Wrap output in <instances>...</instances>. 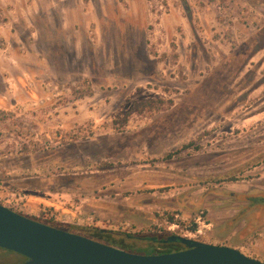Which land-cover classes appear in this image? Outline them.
Masks as SVG:
<instances>
[{
	"label": "rangeland",
	"instance_id": "374dc122",
	"mask_svg": "<svg viewBox=\"0 0 264 264\" xmlns=\"http://www.w3.org/2000/svg\"><path fill=\"white\" fill-rule=\"evenodd\" d=\"M255 196L264 0H0L3 202L133 253L201 229L264 261ZM23 261L0 249V264Z\"/></svg>",
	"mask_w": 264,
	"mask_h": 264
},
{
	"label": "water",
	"instance_id": "95a60500",
	"mask_svg": "<svg viewBox=\"0 0 264 264\" xmlns=\"http://www.w3.org/2000/svg\"><path fill=\"white\" fill-rule=\"evenodd\" d=\"M177 238L188 248L138 254L43 223L0 204V248L26 257L20 264H264L234 247Z\"/></svg>",
	"mask_w": 264,
	"mask_h": 264
},
{
	"label": "trees",
	"instance_id": "16d2710c",
	"mask_svg": "<svg viewBox=\"0 0 264 264\" xmlns=\"http://www.w3.org/2000/svg\"><path fill=\"white\" fill-rule=\"evenodd\" d=\"M154 103H155L154 100H146V101H141L140 103H137V106L140 108L139 109L140 111L145 110V109L153 110ZM250 200H251V204H253V205H263L264 204V196L251 197ZM39 221L51 225L50 222H48V221H45V220L44 221L43 220H39ZM70 231L78 233L75 230H70ZM93 232L94 233H89V235L87 234L86 236L92 237V238H94L96 240L101 239V238L102 239H107V240L111 239V235L108 234V231H106L104 229L96 228V230H93ZM163 246H164L163 250L158 251V252H153L152 251L150 254L174 252L176 250H179L178 245L176 243H174L173 239L169 240V244H166V245H163ZM0 249H3V248H0ZM11 252H13V251H11ZM24 260H26V257H24Z\"/></svg>",
	"mask_w": 264,
	"mask_h": 264
},
{
	"label": "crops",
	"instance_id": "0c3cea01",
	"mask_svg": "<svg viewBox=\"0 0 264 264\" xmlns=\"http://www.w3.org/2000/svg\"><path fill=\"white\" fill-rule=\"evenodd\" d=\"M46 194L49 193V194H52V196H56V198H58L57 200H53L51 199L52 197H50L48 194L46 195L49 200L47 201L48 203V206H52L54 207L55 210H62V211H66V210H69V207L66 205L67 204V199L64 200V198L60 197V196H64L65 193H60V192H53L52 190H48L47 192H45ZM58 194V195H57ZM59 196V197H58ZM47 198V199H48ZM66 198V197H65ZM255 258H258L260 260H262L261 258L259 257H255ZM263 261V260H262Z\"/></svg>",
	"mask_w": 264,
	"mask_h": 264
},
{
	"label": "built area",
	"instance_id": "2783aa9c",
	"mask_svg": "<svg viewBox=\"0 0 264 264\" xmlns=\"http://www.w3.org/2000/svg\"><path fill=\"white\" fill-rule=\"evenodd\" d=\"M27 196H28V195H26V194L20 196V199H19V200H21V203H23V201H24L25 199L28 198ZM0 204H2L3 206H5V207H7V208H10V209H12V210H14V211L17 212L18 209L16 208V205H18V204H20V203H16V205H8L7 203L3 202L2 197H0ZM21 209H22V208H21ZM53 214H54V213L51 214L52 217L54 216ZM78 222H80V219H78ZM201 234H203V231H202L201 229H199V230H196V231L193 232V233H190V235H188V236L190 237V239L194 238V239L196 240L197 237H198L199 235H201ZM186 236H187V235H186ZM187 238H188V237H187Z\"/></svg>",
	"mask_w": 264,
	"mask_h": 264
},
{
	"label": "flooded vegetation",
	"instance_id": "af4514ba",
	"mask_svg": "<svg viewBox=\"0 0 264 264\" xmlns=\"http://www.w3.org/2000/svg\"><path fill=\"white\" fill-rule=\"evenodd\" d=\"M170 239H173L174 240V243H176V244H178V245H184V247H180L181 249L180 250H182V249H186V248H188V246L186 245V244H183V243H181L180 241H179V239L177 238V236H171L170 237ZM169 239V240H170ZM98 240H100V241H102V242H107V243H109L110 244V242L107 240V239H98ZM169 240H167V242H166V244H169ZM173 243V242H172Z\"/></svg>",
	"mask_w": 264,
	"mask_h": 264
}]
</instances>
